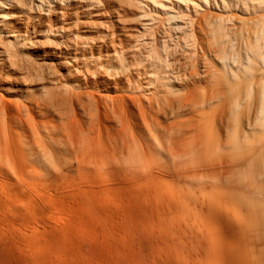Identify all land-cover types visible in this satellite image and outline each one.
<instances>
[{
	"label": "bare ground",
	"instance_id": "bare-ground-1",
	"mask_svg": "<svg viewBox=\"0 0 264 264\" xmlns=\"http://www.w3.org/2000/svg\"><path fill=\"white\" fill-rule=\"evenodd\" d=\"M96 150L212 185L202 208L163 186V230L196 221L210 250L168 240L162 264H264V0H0V165Z\"/></svg>",
	"mask_w": 264,
	"mask_h": 264
},
{
	"label": "rangeland",
	"instance_id": "rangeland-1",
	"mask_svg": "<svg viewBox=\"0 0 264 264\" xmlns=\"http://www.w3.org/2000/svg\"><path fill=\"white\" fill-rule=\"evenodd\" d=\"M52 154L54 158L49 155L52 159H50L52 164H40L32 158L29 159L21 155L15 157L17 166L15 170L12 168H6L5 170V167L0 165L2 167V169L0 168V172L2 171L0 173V264H162L161 259L170 253L169 247H165L168 240L180 243L184 239L187 240H184V243H189V245L191 243V247L193 246L194 248H192L196 249L195 253L197 251L200 253L198 254L200 260H205L207 252L210 250V242L203 226L198 225L197 227L198 223L196 221L197 224L190 219L187 220V222H190H186V225L188 227L193 226L195 229L193 230V227H189L192 228V237L184 234L182 236V233L180 234L179 232L169 236L170 234L167 233L166 229L165 231L163 230L164 220H170L173 217L172 212L166 209L163 204L164 201L162 202L160 198L163 186L168 184L171 188H184L182 190H185L186 195H190V197L192 195L193 202L198 200V204H196L200 208L206 205H203L204 200H202L200 194L203 195L204 188L209 190L212 187L211 184L206 183V180L195 179L194 181L190 180L193 179L191 177L187 178V175L183 177L185 170L183 163L173 164L172 161L162 160V158L154 160V158H160L157 154L151 159L153 161L160 160L157 163L158 165H155L156 162L154 164L150 159L148 161L143 159L141 155L136 158H128L125 152L111 154V161L109 162L104 160L107 159V155L97 150L87 153L79 152L75 155V158H71L73 153L71 154L69 151L55 152V154L52 152ZM113 157H117L118 161L116 158L113 160ZM119 157L122 161L125 159L123 163L125 161L127 163L124 165L120 164ZM18 158L22 160L19 161ZM81 160L83 167L85 165L87 167H82L80 164ZM112 160L115 164L112 163ZM133 163H135L134 167L132 166ZM88 164L90 165L89 167ZM128 165L133 167L132 171H130V168L128 171V167H131ZM25 173L26 177L24 179L23 174ZM100 173L104 174H102V180L100 179L101 177L97 178ZM189 173H195V171L191 170ZM106 175H108V178ZM38 176L42 177V179ZM26 179L28 182L25 181ZM162 180H170L171 182L165 183ZM3 183L6 184H4L5 187L7 186L6 188L4 185L2 186ZM11 186L12 190L10 189ZM203 186H205L203 190H200ZM158 187L159 189H157ZM186 187H189L188 190ZM189 189L192 190L191 193L193 192L194 196L190 194ZM99 193H104V196L98 195ZM22 200L24 203H22ZM45 200L46 202H44ZM162 206H164L165 210ZM197 207L196 209H198ZM46 212L48 213L46 214ZM17 228L19 229L17 230ZM223 238L227 239L226 234ZM128 241H131L132 244L134 243L135 246L133 245V247ZM128 243L134 248L133 250H131L130 246H127L129 248L125 246ZM136 249H138L137 255ZM197 260L189 261L188 264H202ZM135 261L138 263H135Z\"/></svg>",
	"mask_w": 264,
	"mask_h": 264
}]
</instances>
